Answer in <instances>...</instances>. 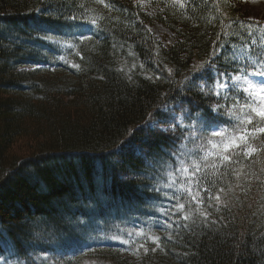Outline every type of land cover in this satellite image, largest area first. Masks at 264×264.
<instances>
[{
    "label": "trees",
    "instance_id": "16d2710c",
    "mask_svg": "<svg viewBox=\"0 0 264 264\" xmlns=\"http://www.w3.org/2000/svg\"><path fill=\"white\" fill-rule=\"evenodd\" d=\"M106 1L108 10L88 0H0V259L129 264L121 248L88 242L151 217L169 169L193 171L183 162L192 120L202 128L190 142L199 160L211 127H234L200 82L213 79L212 67L264 78V19L240 5L162 3L155 20L173 37L162 45L147 28L153 15ZM87 13L98 25L81 41ZM237 47L242 60L229 56ZM168 106L184 123L149 127L169 124ZM254 132L252 155L227 152L199 201H173L140 264H264V129Z\"/></svg>",
    "mask_w": 264,
    "mask_h": 264
},
{
    "label": "rangeland",
    "instance_id": "374dc122",
    "mask_svg": "<svg viewBox=\"0 0 264 264\" xmlns=\"http://www.w3.org/2000/svg\"><path fill=\"white\" fill-rule=\"evenodd\" d=\"M132 4L139 6L141 11L153 15V18L147 24V28L152 31L158 40H161L162 45L169 44L173 39L172 33L163 23L155 20V14L162 11L160 3L173 2L179 6L180 0H128ZM234 6L240 5L241 10L245 11L250 19H264V0H226ZM162 4V5H164ZM165 4V5H166ZM219 54V52H218ZM246 54V49L237 47L229 53L230 58L242 60ZM213 79L205 78L200 82L201 87L207 85L214 91V95L220 98L222 102L215 105L214 111L218 108L222 109L234 122L236 130L227 131L225 128L214 127L210 131L211 137L208 139L209 148L201 150L199 160L192 157V149L188 143L184 148L183 162L188 161L193 163V171L187 166L179 165L170 173L167 171L168 180H164L163 191L164 199L162 204H157L154 210H150L151 217L144 218L142 221L135 220L130 229L119 230L116 233L102 234L99 236L98 245H115L122 248L120 253L122 258L127 259L129 264H140L141 253L146 248V243L149 240H154L153 232L161 227L165 222L172 219L171 207L173 201L191 199L194 203L201 199L204 193H208L207 184L212 187L213 181L210 179V172L217 168L216 165L227 159V152L230 150H240L244 147L245 156H250L253 153L251 145L248 143L249 134L254 131L264 129V78H259L256 75L243 76L242 73L235 72L230 76H225L217 70L211 73ZM171 111V108L164 109V112ZM170 121L168 125L160 122H150L149 127H157L165 131L169 127L181 124L182 116L174 112L170 113ZM255 123H252L253 120ZM193 132L188 135L190 140L196 138L198 126L192 122ZM195 131V133H194ZM201 133V131H200ZM202 135V134H201ZM191 136V137H190ZM213 162L209 165L202 164V161L209 159ZM179 160V159H178ZM182 164V163H180ZM205 174V175H204ZM167 181V182H166ZM178 203V204H179ZM183 206H180V210ZM179 209V208H178ZM60 250V249H59ZM32 255H30L31 257ZM36 264H58L56 260L49 255H36L33 258ZM0 264H25L24 260H16L12 257H4L0 259ZM80 264H104L100 260L92 258H84ZM115 264V263H113Z\"/></svg>",
    "mask_w": 264,
    "mask_h": 264
}]
</instances>
